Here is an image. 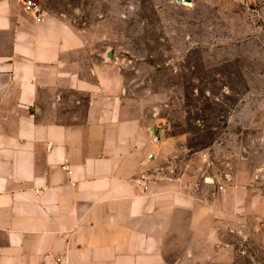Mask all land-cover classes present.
I'll use <instances>...</instances> for the list:
<instances>
[{
	"label": "crops",
	"instance_id": "0c3cea01",
	"mask_svg": "<svg viewBox=\"0 0 264 264\" xmlns=\"http://www.w3.org/2000/svg\"><path fill=\"white\" fill-rule=\"evenodd\" d=\"M72 1L0 0V264H235L264 189L163 134L119 19L76 26Z\"/></svg>",
	"mask_w": 264,
	"mask_h": 264
},
{
	"label": "rangeland",
	"instance_id": "374dc122",
	"mask_svg": "<svg viewBox=\"0 0 264 264\" xmlns=\"http://www.w3.org/2000/svg\"><path fill=\"white\" fill-rule=\"evenodd\" d=\"M68 4L56 7L76 26L119 19L113 47L130 93L150 102L163 134L183 136L206 166L264 189V0ZM243 247L235 264H264L260 220Z\"/></svg>",
	"mask_w": 264,
	"mask_h": 264
},
{
	"label": "built area",
	"instance_id": "2783aa9c",
	"mask_svg": "<svg viewBox=\"0 0 264 264\" xmlns=\"http://www.w3.org/2000/svg\"><path fill=\"white\" fill-rule=\"evenodd\" d=\"M25 11L35 15L38 19L42 18L43 10L36 0H23ZM158 140L157 137H154V141Z\"/></svg>",
	"mask_w": 264,
	"mask_h": 264
},
{
	"label": "water",
	"instance_id": "95a60500",
	"mask_svg": "<svg viewBox=\"0 0 264 264\" xmlns=\"http://www.w3.org/2000/svg\"><path fill=\"white\" fill-rule=\"evenodd\" d=\"M187 1H189V0H187Z\"/></svg>",
	"mask_w": 264,
	"mask_h": 264
}]
</instances>
